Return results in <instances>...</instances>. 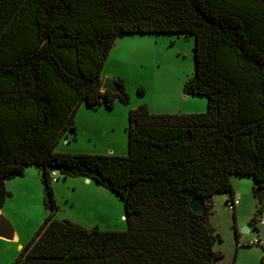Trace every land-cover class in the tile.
Returning a JSON list of instances; mask_svg holds the SVG:
<instances>
[{
	"label": "trees",
	"instance_id": "1",
	"mask_svg": "<svg viewBox=\"0 0 264 264\" xmlns=\"http://www.w3.org/2000/svg\"><path fill=\"white\" fill-rule=\"evenodd\" d=\"M166 33L192 36L183 94L204 97L205 111L139 104L125 155L56 152L82 105L128 104L122 79L101 89L117 37ZM28 165L41 170L47 213L11 264H213L211 198L234 197L230 178L251 176L264 207V0H0V208ZM52 172L112 192L126 228L57 219Z\"/></svg>",
	"mask_w": 264,
	"mask_h": 264
},
{
	"label": "rangeland",
	"instance_id": "2",
	"mask_svg": "<svg viewBox=\"0 0 264 264\" xmlns=\"http://www.w3.org/2000/svg\"><path fill=\"white\" fill-rule=\"evenodd\" d=\"M192 46V36L174 33L118 36L101 75L102 81L104 78L124 81L128 104L116 101L111 110L103 106L90 110L82 105L83 111L75 116L76 134L73 136L67 132L57 143L55 151L89 154H113L115 151L125 155L128 111L139 104H147L161 113L204 112V97L183 94L185 83L193 75ZM54 175L51 187L58 207L57 219H66L87 228H126L122 203L112 192L94 181L86 182L83 177L63 179L57 172ZM230 180L235 196L239 198L234 213L225 208L224 195L218 194L212 199L208 225L216 236L212 248L221 254L213 264H264V207L253 197L255 182L251 176H232ZM7 181L20 182L14 186L13 196L6 198L5 209L14 212L16 228L25 239L34 233L35 221L41 217V223L47 213L43 204L41 170L28 165L21 177ZM256 239L263 243L262 247L252 244ZM8 252H0V264L10 263Z\"/></svg>",
	"mask_w": 264,
	"mask_h": 264
},
{
	"label": "crops",
	"instance_id": "3",
	"mask_svg": "<svg viewBox=\"0 0 264 264\" xmlns=\"http://www.w3.org/2000/svg\"><path fill=\"white\" fill-rule=\"evenodd\" d=\"M104 76H106V74ZM147 107H148V109H149V111L151 113H156V114L161 113V112L154 111L153 109L150 108L149 105H147ZM81 111H83V109L79 108L78 109V113H80ZM164 113H175V112H164ZM178 113H183V112H178ZM186 113H191V112H186ZM112 153L115 154V155H119V154L120 155H124L123 153H119V152L117 153L115 151H112ZM18 183H20V182H8V181H6V183H5L6 189L10 190L9 192L11 193V195L14 193V189H13L14 186H16ZM232 188H233V186H232ZM234 194H235V192H234ZM213 197H215V196H213ZM213 197L211 198V203L212 204H213V201H212ZM226 197H227V195H224L223 204H224V201H225ZM7 199H9V198H7ZM5 203H6V200H5L4 204L2 205V207L0 208V214H2L4 217H6L13 224V226L15 228L16 236H15L14 240H7L5 238L0 237V252L2 253L4 251H7V252L11 251V252H8V253H10L9 254V262H10L9 264H11L12 261L14 260V258L16 257L18 251L27 242V240H28L29 236L31 235V233L28 234L29 236L28 237L26 236L25 239L21 238V236L19 234V231L17 230L16 225H15L16 224V219H15V217L13 215L14 212H12V210L9 211V209H5ZM40 220H41V217L35 221L36 223L32 226V230H35L36 226H38V224H40L39 223ZM111 229H113V230H121L120 227H113ZM111 229H108V230H111Z\"/></svg>",
	"mask_w": 264,
	"mask_h": 264
},
{
	"label": "water",
	"instance_id": "4",
	"mask_svg": "<svg viewBox=\"0 0 264 264\" xmlns=\"http://www.w3.org/2000/svg\"><path fill=\"white\" fill-rule=\"evenodd\" d=\"M102 90H109L111 92H117V87L114 80L110 78H104L101 84ZM14 177H19L17 174H12ZM86 182L90 179L86 178ZM190 209L195 213H201L204 208V204L198 199L194 198L189 202ZM16 236L15 228L13 224L2 214H0V237L7 240H14Z\"/></svg>",
	"mask_w": 264,
	"mask_h": 264
},
{
	"label": "built area",
	"instance_id": "5",
	"mask_svg": "<svg viewBox=\"0 0 264 264\" xmlns=\"http://www.w3.org/2000/svg\"><path fill=\"white\" fill-rule=\"evenodd\" d=\"M52 175H54V173L52 172ZM239 204V198L237 196H234L228 200H226L224 202V206L227 210L231 211L233 210L237 205ZM252 244L254 245H258V246H263V243L259 240V239H256L252 242ZM264 260V258H263Z\"/></svg>",
	"mask_w": 264,
	"mask_h": 264
}]
</instances>
